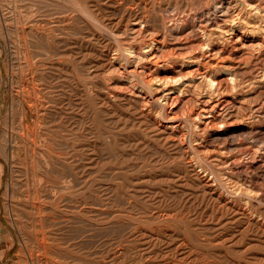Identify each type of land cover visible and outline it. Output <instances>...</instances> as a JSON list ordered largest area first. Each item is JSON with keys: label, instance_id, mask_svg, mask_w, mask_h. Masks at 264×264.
<instances>
[{"label": "rangeland", "instance_id": "374dc122", "mask_svg": "<svg viewBox=\"0 0 264 264\" xmlns=\"http://www.w3.org/2000/svg\"><path fill=\"white\" fill-rule=\"evenodd\" d=\"M0 74V264H264V0H0Z\"/></svg>", "mask_w": 264, "mask_h": 264}, {"label": "bare ground", "instance_id": "6f19581e", "mask_svg": "<svg viewBox=\"0 0 264 264\" xmlns=\"http://www.w3.org/2000/svg\"><path fill=\"white\" fill-rule=\"evenodd\" d=\"M30 9H31V8H30ZM19 18H20V17H19ZM26 20H27V19H26ZM50 20H51V19H50ZM58 21H59V20H58ZM54 22H55V21H54ZM29 23H30V22H29ZM29 23H28V24H29ZM37 23H38V22H37ZM39 23H40V22H39ZM42 23L44 24V22H42ZM45 23H46V21H45ZM52 23H53V22H52ZM21 24H22V22H21ZM28 24H27V25H28ZM48 25H51V24H48ZM48 25H47V27H48ZM39 26H40V25H39ZM20 27H22V26H20ZM42 27H43V26H42ZM34 28H35V27H34ZM52 28H53V27H52ZM22 29H23V28H22ZM25 29H26V28H25ZM50 29H51V26H50ZM54 29H55V28H54ZM38 30H39V29H38ZM51 30H52V29H51ZM41 31H42V30H41ZM43 31H44V30H43ZM55 31H56V30H55ZM57 32H58V31H57ZM27 33H28V32H27ZM42 34H43V32H42ZM52 34H53V33H52ZM48 35H49V34H48ZM50 35H51V34H50ZM56 35H57V34H56ZM23 36H24V35H23ZM41 36H43V35H41ZM34 37H36V36H34ZM50 37H51V36H50ZM50 37H48V38H50ZM51 38H52V37H51ZM42 39H43V38H42ZM30 41H31V40H30ZM59 41H60V40H59ZM42 42H43V41H42ZM46 42H47V41H46ZM53 42H54V41H53ZM27 43H28V42H27ZM30 43H32V42H30ZM60 43H61V42H60ZM44 45H45V44H44ZM49 45H50V44H48V46H49ZM29 46H32V45H29ZM49 47H50V46H49ZM52 47H53V46H52ZM44 54H45V53H44ZM25 55H26V53H25ZM27 55H28V54H27ZM48 55H49V53H48ZM58 55H59V54H58ZM39 56H40V55H39ZM43 56H44V55H43ZM26 57H27V56H26ZM51 57H53V56H51ZM27 58L29 59V57H27ZM27 58H26V60H27ZM32 58H33V57H32ZM34 59H35V58H34ZM49 59H50V58H49ZM35 61H36V60H35ZM33 62H34V61H33ZM29 63H30V62H29ZM34 64H35V63H34ZM47 64H48V63H47ZM30 65H31V63H30ZM50 65H51V64H50ZM41 66H42V65H41ZM27 67L29 68V66H27ZM28 70H29V69H28ZM36 70H38V69H36ZM36 70H35V71H36ZM41 70H42V69H41ZM44 70H45V69H44ZM28 73H29V72H28ZM0 75H1V74H0ZM38 75H39V74H38ZM38 75H37V76H38ZM28 78H29V77H28ZM39 80H42V79H39ZM28 82H30V81H28ZM37 82H38V79H37ZM31 83H32V82H31ZM26 84L28 85V83H26ZM24 85H25V84H24ZM30 86H31V85H30ZM41 86H42V85H41ZM43 86H44V85H43ZM28 87H29V86H28ZM28 87H27V90H28ZM34 87H35V86H34ZM41 88H42V87H41ZM22 89H23V88H22ZM43 89H44V88H43ZM47 89H48V88H47ZM29 90H30V89H29ZM19 91H20V90H19ZM24 91H25V89H24ZM47 91H48V90H47ZM28 92H30V91H28ZM28 92H27V94H29ZM23 93H24V92H23ZM25 93H26V92H25ZM30 93H31V92H30ZM37 93L41 94L40 92H37ZM44 93H45V92H44ZM46 95H47V94H46ZM34 96H35V95H34ZM51 96H52V95H51ZM19 97H20V96H19ZM27 97H28V96H27ZM45 97H46V96H45ZM45 97H44V99H45ZM28 98H29V97H28ZM40 98H41V97H40ZM17 99H18V98H17ZM26 99H27V98H26ZM27 100H29V99H27ZM45 100H46V99H45ZM20 101H22V100H20ZM17 102H18V105H19V101H18V100H17ZM22 103H23V105H24V113H23L22 111H21V112H22L23 114H25V116H27V113H28V107H27V109H26V106H25L24 100L22 101ZM27 103H28V102H27ZM31 103H32V102H31ZM41 103H42V102H41ZM47 103H48V102H47ZM43 104H44V103H43ZM31 105H32V104H31ZM20 106H22V105H20ZM49 106H50V105H49ZM54 106H55V105H54ZM1 107H2V106H1ZM32 107H33V106H32ZM9 108H10V107H9ZM43 108H44V106H43ZM30 109H31V108H30ZM38 110H39V109H38ZM38 110H37V111H38ZM42 110H44V109H42ZM12 111H13V110H12ZM41 112H42V111H41ZM55 112H56V111H55ZM57 112H58V111H57ZM57 112H56V113H57ZM34 113H35V112H34ZM44 114H45V113H44ZM44 114H43V115H44ZM55 115H56V114H55ZM28 117H29V116H28ZM35 117H36V116H35ZM23 118H24V117H23ZM40 118H41V117H40ZM42 118H43V117H42ZM45 121H46V119H45ZM36 122H37V121H36ZM39 122H40V121H39ZM27 124H28V123H27ZM39 126H40V125H39ZM33 128H34V127H33ZM4 129H5V128H4ZM27 129H28V128H27ZM29 129H30V128H29ZM39 129H40V128H39ZM46 133H47V132H46ZM56 138H57V137H56ZM51 139H52V138H51ZM4 140H6V139H4ZM41 140H42V139H41ZM8 141H9V140H8ZM10 142H11V141H10ZM36 142H37V141H36ZM53 142H54V141H53ZM55 142H56V141H55ZM0 143H1V142H0ZM7 143H8V142H7ZM41 143H42V142H41ZM41 143H40V144H41ZM57 143L59 144V142H57ZM5 145H6V144H5ZM5 145H4V146H5ZM9 145H10V144H9ZM42 146H43V145H42ZM5 147H6V146H5ZM54 147H55V146H54ZM54 147H53V148H54ZM35 149H36V148H35ZM56 150H57V149H56ZM8 151H10V150L8 149ZM34 151H36V150H34ZM58 151H59V150H58ZM58 151H57V152H58ZM42 152H43V151H42ZM51 153H52V152H51ZM39 154H40V153H39ZM42 154H43V153H42ZM45 154H46V153H44V155H45ZM9 155H10V154H9ZM36 156H37V155H36ZM9 157H11V156H9ZM53 157H54V156H53ZM37 158H38V157H37ZM9 159H10V158H9ZM52 159H53V158H52ZM10 160H11V159H10ZM12 160H13V159H12ZM43 161H44V160H43ZM46 161H47V160H46ZM37 164H39V163H37ZM37 164H36V165H37ZM12 165H13V164H12ZM34 165H35V164H34ZM41 165H42V164H41ZM41 165H40V166H41ZM47 168H48V167H47ZM35 170H36V169H35ZM50 170H51V169H50ZM47 171H48V170H47ZM31 173H32V172H31ZM31 173H30V174H31ZM46 174H47V173H46ZM48 174H49V173H48ZM0 176H1V174H0ZM35 177H36V176H35ZM37 177H38V176H37ZM39 179H40V177H39ZM42 179H44V177H43ZM40 180H41V179H40ZM42 181H44V180H42ZM61 182H62V181H61ZM71 182H72V181H71ZM59 183H60V182H59ZM63 183H64V182H63ZM40 184H42V183H40ZM67 185H68V183H67ZM67 185H66V186H67ZM71 185H72V184H71ZM50 186H51V185H50ZM52 186H53V184H52ZM63 186H64V185H63ZM63 186H62V187H63ZM59 187H60V186H59ZM62 187H61V188H62ZM51 188H52V187H51ZM51 188H50V189H51ZM57 189H58V187H57ZM57 189H55V190H57ZM52 191H53V190H52ZM54 192H55V191H54ZM58 192H59V191H58ZM51 193H53V192H51ZM55 193L58 194L57 192H55ZM59 193H60V192H59ZM24 198H25V197H24ZM26 198H27V197H26ZM34 200H35V199H34ZM37 201H38V200H37ZM33 205H34V204H33ZM35 207H36V206H35ZM46 232H47V230H46ZM43 236H44V234H43ZM40 238H41V237H40ZM39 240H40V239H39ZM43 240H44V239H43ZM49 240H50V239H49ZM44 241H45V240H44ZM49 242H50V241H48V243H49ZM38 244H39V241H38ZM43 245H44V243H43ZM40 247H41V246H40ZM43 247H44V246H43ZM41 248H42V247H41ZM43 250H44V248H43ZM47 250H48V249H47ZM48 252H49V251H47V254H48ZM50 252H51V251H50ZM38 253H39V252H38ZM51 253H52V252H51ZM38 255H39V254H38ZM42 255H44V254H42ZM49 255H50V254H49ZM21 256H22V255H21ZM43 258H44V257H43ZM50 259H51V258H50ZM53 259H54V258H53ZM48 262H49V261H48ZM50 262H51V261H50ZM22 263H23V262H22ZM49 264H50V263H49ZM156 264H157V263H156Z\"/></svg>", "mask_w": 264, "mask_h": 264}]
</instances>
